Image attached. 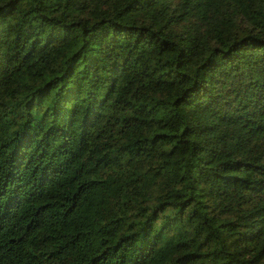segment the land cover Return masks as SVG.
Segmentation results:
<instances>
[{
  "label": "trees",
  "instance_id": "1",
  "mask_svg": "<svg viewBox=\"0 0 264 264\" xmlns=\"http://www.w3.org/2000/svg\"><path fill=\"white\" fill-rule=\"evenodd\" d=\"M0 264H264V0H0Z\"/></svg>",
  "mask_w": 264,
  "mask_h": 264
}]
</instances>
